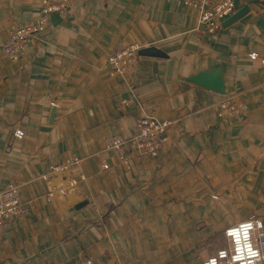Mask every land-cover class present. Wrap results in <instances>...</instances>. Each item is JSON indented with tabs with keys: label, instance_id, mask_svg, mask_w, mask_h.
<instances>
[{
	"label": "crops",
	"instance_id": "obj_1",
	"mask_svg": "<svg viewBox=\"0 0 264 264\" xmlns=\"http://www.w3.org/2000/svg\"><path fill=\"white\" fill-rule=\"evenodd\" d=\"M233 1L247 10L209 32L182 0H73L24 55L0 49V190L15 183L29 209L6 227L0 264H201L225 227L264 225V0ZM39 3L0 0V47ZM129 43L164 55L109 75L107 55ZM215 66L245 104L231 125L217 113L224 93L186 79ZM145 112L171 120L154 157L132 141ZM112 135L128 139L121 155L104 149ZM70 176L78 185L47 200Z\"/></svg>",
	"mask_w": 264,
	"mask_h": 264
},
{
	"label": "built area",
	"instance_id": "obj_2",
	"mask_svg": "<svg viewBox=\"0 0 264 264\" xmlns=\"http://www.w3.org/2000/svg\"><path fill=\"white\" fill-rule=\"evenodd\" d=\"M73 0H40L36 18L29 22L15 23L1 44V51L11 59L25 54L34 37L43 32L48 25L51 13L66 11ZM185 4L198 9L199 23L209 32L221 28V21L235 11L233 0H182ZM141 46L129 43L116 47L106 57L108 74L126 79L137 57ZM134 102L132 95L121 97L116 101L117 107H129ZM218 103V116L225 125L233 123V119H241L245 112L244 102L236 95L223 94ZM171 125V120L160 118L153 112L143 113L136 122V131L132 141L136 149L148 157L156 156L164 140V135ZM127 138L112 135L104 142L105 150H115L121 155ZM81 158L69 157L57 165H53L43 177L52 171H64L79 163ZM264 163V156H263ZM80 179H84L81 174ZM66 186H54L46 193L51 200L64 195L68 189L78 185V179L70 176ZM29 213L27 204L21 199L18 186L9 182L0 190V240L3 238L9 223L25 218ZM225 245L214 253L207 255L201 264H264V225L257 217H249L233 223L223 230Z\"/></svg>",
	"mask_w": 264,
	"mask_h": 264
},
{
	"label": "water",
	"instance_id": "obj_3",
	"mask_svg": "<svg viewBox=\"0 0 264 264\" xmlns=\"http://www.w3.org/2000/svg\"><path fill=\"white\" fill-rule=\"evenodd\" d=\"M247 10V7L244 5L239 9H235L229 16L224 18L221 21V26H227L229 23L243 15ZM139 55L145 56H163V52L155 46H146L141 47L138 50ZM186 79L202 87L211 89L218 93H225L223 85V76H222V67L215 66L210 69H205L198 71L197 73L187 76Z\"/></svg>",
	"mask_w": 264,
	"mask_h": 264
},
{
	"label": "rangeland",
	"instance_id": "obj_4",
	"mask_svg": "<svg viewBox=\"0 0 264 264\" xmlns=\"http://www.w3.org/2000/svg\"><path fill=\"white\" fill-rule=\"evenodd\" d=\"M0 49H1V47H0ZM2 52V51H1ZM5 55V54H4ZM9 58V57H8ZM232 95H236V94H233V93H231ZM237 96V95H236ZM245 105V104H244ZM246 109V108H245ZM241 120V119H240ZM231 125V124H230ZM263 156H264V153H263ZM262 160H263V157H262Z\"/></svg>",
	"mask_w": 264,
	"mask_h": 264
}]
</instances>
